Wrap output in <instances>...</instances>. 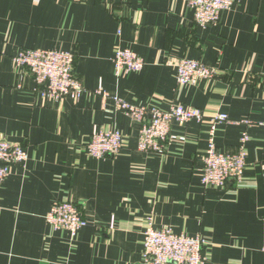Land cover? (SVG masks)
I'll return each mask as SVG.
<instances>
[{"label":"crops","instance_id":"crops-1","mask_svg":"<svg viewBox=\"0 0 264 264\" xmlns=\"http://www.w3.org/2000/svg\"><path fill=\"white\" fill-rule=\"evenodd\" d=\"M117 47L136 52L142 69L115 74ZM22 48L73 52L79 97L43 98L14 63ZM182 58L217 75L177 87ZM113 97L160 109L179 102L202 109L205 119L173 123L164 152H143L138 124ZM217 112L231 120L216 128L219 150L235 152L243 131L249 135L242 179L223 188L201 182L208 118ZM241 119L253 123H236ZM260 121L264 0H239L206 26L195 23L188 0H0V137L28 154L0 182V264H140L148 220L200 236L204 264H264ZM100 129L121 132L119 153L89 154ZM60 200L73 202L87 221L74 235L46 220Z\"/></svg>","mask_w":264,"mask_h":264},{"label":"built area","instance_id":"built-area-1","mask_svg":"<svg viewBox=\"0 0 264 264\" xmlns=\"http://www.w3.org/2000/svg\"><path fill=\"white\" fill-rule=\"evenodd\" d=\"M239 0H188L193 9L196 24L206 26L216 24L223 10ZM14 63L26 69L34 78L43 98L79 97L83 86L74 72V53L66 50L46 48H22L13 58ZM115 74L135 72L142 69L144 60L129 48L117 47L113 57ZM217 75L215 67L198 60L182 58L176 63V86L196 84L200 79H213ZM96 93L107 97L108 93L97 89ZM116 109L123 111L138 124L137 149L143 152H164L172 137V124L200 122L205 119L202 109L172 103L167 109L135 104L119 97H113ZM208 121V136L201 182L204 186L223 188L228 181L240 182L247 163L245 145L249 140L243 131L239 147L235 152L221 151L217 148L214 135L218 125L231 120L224 112H217ZM233 122V121H232ZM236 123L250 126V119ZM257 124L264 127V121ZM123 137L120 131L100 129L93 132L87 144L90 155L96 158L113 156L119 153ZM28 158L23 145L0 137V182L10 173V167L23 165ZM46 220L54 228L68 230L74 235L86 226L87 221L71 201H55L46 214ZM113 226L112 224L110 225ZM203 239L176 233L169 226L154 227L148 220L143 231V251L140 264H204ZM264 251V241L262 245Z\"/></svg>","mask_w":264,"mask_h":264}]
</instances>
